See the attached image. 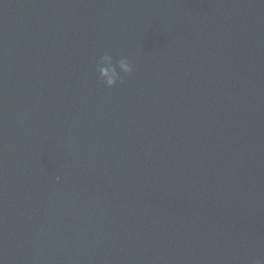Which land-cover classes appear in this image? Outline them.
I'll use <instances>...</instances> for the list:
<instances>
[{
	"label": "water",
	"instance_id": "95a60500",
	"mask_svg": "<svg viewBox=\"0 0 264 264\" xmlns=\"http://www.w3.org/2000/svg\"><path fill=\"white\" fill-rule=\"evenodd\" d=\"M0 264H264V0H0Z\"/></svg>",
	"mask_w": 264,
	"mask_h": 264
},
{
	"label": "clouds",
	"instance_id": "9594fccd",
	"mask_svg": "<svg viewBox=\"0 0 264 264\" xmlns=\"http://www.w3.org/2000/svg\"><path fill=\"white\" fill-rule=\"evenodd\" d=\"M94 71L106 88L114 89L122 85L125 78L134 74L135 65L127 57L117 58L109 53H103L97 58Z\"/></svg>",
	"mask_w": 264,
	"mask_h": 264
}]
</instances>
